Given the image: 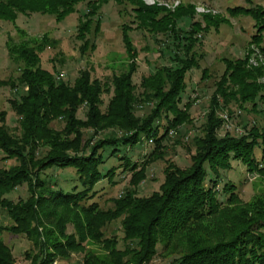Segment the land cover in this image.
I'll list each match as a JSON object with an SVG mask.
<instances>
[{"label":"trees","instance_id":"trees-1","mask_svg":"<svg viewBox=\"0 0 264 264\" xmlns=\"http://www.w3.org/2000/svg\"><path fill=\"white\" fill-rule=\"evenodd\" d=\"M108 1L0 0V20L13 23L17 14L39 13L52 15L58 22L84 2L85 11L77 18L74 35L79 41L78 54L84 55L94 49L100 27L97 12ZM112 1L129 4L134 28L144 29L168 50V64L154 66L137 83L132 82L137 50L127 34V23L120 27L121 69L104 81L92 78L89 68L79 69L71 82L43 69L38 54L47 43L45 36L18 43L7 38L5 42L17 74L0 79V87L8 86L16 95L8 100L16 116V132L4 123L5 112L0 110V162L14 161L0 165V209L10 220V224L0 225V232L23 235L30 242V250L24 251L27 264H51L75 252H82L80 264H147L157 246L163 256L171 257L172 264H264V165L254 155L259 147L263 157L264 125L243 124L239 135L218 134L223 124L219 114L226 109L228 116L230 103L238 109L245 104L254 109L257 102L264 103V84L258 81L264 77V66L248 65L247 54L221 58L223 70L213 81L199 134L190 140L189 164L179 167L164 159L157 189L138 196L135 187L145 178L146 167L163 159L162 140L167 131L192 124L189 108L195 98L181 100L185 75L197 68L202 57L194 48L200 42L198 33L209 24L217 26L223 18L201 14V25L192 19L194 7L188 3L179 2L171 11L140 0ZM227 11L260 20L247 44L264 59V11L258 6H234ZM184 17L190 21L182 30L176 22ZM16 32L23 34L18 28ZM203 77H207L205 69L201 70ZM102 94H108L104 104ZM79 108L84 109L82 118L76 116ZM140 109L145 111L137 114ZM54 121L60 124L58 128L51 127ZM103 131L112 133L99 137ZM140 135L153 146L139 162L116 154L118 146L129 147ZM104 149L119 164L101 172ZM231 161L242 163L260 183L259 192L245 202L238 199L228 181L220 188L224 197L219 198V171L229 169ZM51 167L72 169L80 189L49 186L41 175ZM117 168L129 173L128 187L110 198L109 207L88 202L95 194L94 185L102 179L112 181ZM20 185L26 188L23 199L12 201L4 196ZM115 220L120 225L121 248L114 235L104 236V228ZM66 225L71 232H66ZM89 243L100 251L85 248ZM0 264H14L1 238Z\"/></svg>","mask_w":264,"mask_h":264},{"label":"rangeland","instance_id":"rangeland-1","mask_svg":"<svg viewBox=\"0 0 264 264\" xmlns=\"http://www.w3.org/2000/svg\"><path fill=\"white\" fill-rule=\"evenodd\" d=\"M144 4H155L162 6L167 10H173L179 2L182 4H191L194 7L193 20H198L202 25L201 14H209L213 19L223 18L217 26L209 24L205 30H201L198 34L200 42L194 47L197 53H201L202 57L198 61L197 68H191L185 75V90L181 95V100L186 97L192 98L194 102L189 108V114L192 118V124H182L177 128L170 130L172 134H167L162 140L164 146V155L162 160H155L150 163L145 170V178L136 187L135 192L138 196H147L151 191L157 189L158 184L162 180V167L164 159L171 160L179 167H185L189 164V154L192 152L190 140L193 135L199 134V123L202 121L203 113L206 109L207 99L213 89V81L216 80L223 70L221 58H241L247 54L246 62L250 66H264V61L258 53V50L247 42L251 34L256 30L260 20L254 19L249 14L229 13L227 8L234 6L253 7L258 6L264 11V0H140ZM178 1V3H175ZM166 2L167 5L164 3ZM85 11L84 2H80L75 6V11L66 15L61 21L56 22L54 17L49 14L28 13L17 14L13 23L0 20V79L5 80L8 77L13 78L16 74L15 65L10 62L6 53L5 42L7 38L13 42L25 41L31 38L40 39L45 36L47 43L43 50L38 54L40 66L52 72L54 75L62 74V80L71 82L77 71L82 68H89L92 78L104 81L109 78L111 73L120 71V63L122 61L123 46L121 42L120 27L121 24H129L127 32L131 39L132 45L137 50L136 64L137 68L132 75V82L137 83L139 77L146 75L152 68L159 64H168V50L163 44H159L153 40L152 35L144 29L134 28L132 12L129 4H116L109 0L103 4L98 10L100 20L99 32L94 39V49L86 51L84 55H79L77 46L79 41L75 39V26L77 18ZM190 18L184 17L178 19L176 26L182 30L186 29ZM23 30V34L19 36L16 29ZM264 34V30L262 31ZM160 40L162 36L158 35ZM171 39V38H169ZM168 39V41H169ZM167 41L168 49H172ZM165 44V45H166ZM163 48V49H162ZM158 50H162V55L158 56ZM205 69L207 77L201 78V70ZM264 84V77L258 79ZM20 92V89H18ZM8 86L0 87V110L5 112L4 123L7 127L14 131L16 127V116L9 107L8 100L15 97ZM108 94H102L103 104L106 102ZM229 115H226V109L219 115L227 117L222 118L223 124L218 131L222 135L225 131L232 135H239L242 132L243 124L254 123L258 127L264 125V103L257 102L254 109H250L245 104L242 109H238L233 103L228 105ZM83 108H79L76 116L83 117ZM140 109L137 114L144 112ZM51 127L58 128V122H51ZM112 131H103L98 136L110 135ZM117 134V133H116ZM153 144L146 140L143 135L139 136V140L127 147L118 146L116 154H125L130 161L139 162L142 157L147 154ZM254 155L257 160L262 159L264 165V154L261 156V150L256 147ZM103 163L99 166V170L104 172L109 167H118L119 161L115 156L109 154L108 149L102 151ZM14 163L13 160H5L0 165H8ZM112 181L107 182L102 179L94 185L95 194L89 201H95L99 207L106 208L110 206V198L116 197L125 188L128 187L127 181L129 173L120 172V168L115 169ZM54 188L60 187L63 190L70 191L72 185L77 186L76 176L70 168L59 169L51 167L42 172V175ZM220 180L216 185L219 198H223L224 194L220 192V188L224 182L228 181L234 185V193L241 202L247 201L253 194L259 192L260 183L256 174L246 171L244 165L239 161H231V167L227 170L219 171ZM77 189H80L77 186ZM25 185L16 187L11 192L5 194L8 199L15 201L23 199L26 196ZM10 220L5 212L0 209V225H8ZM71 226L66 225V232H71ZM114 235L117 239V247L121 248L120 241L121 230L119 221L115 220L104 228V236ZM0 238L6 244L12 254L14 264H27L28 259L24 257V251L31 248L30 242L23 235H12L1 231ZM85 248L94 252H99L100 248L94 244H86ZM82 252L72 253L67 259H54L51 264H80ZM171 257H165L157 246V253L147 264H172Z\"/></svg>","mask_w":264,"mask_h":264},{"label":"built area","instance_id":"built-area-1","mask_svg":"<svg viewBox=\"0 0 264 264\" xmlns=\"http://www.w3.org/2000/svg\"><path fill=\"white\" fill-rule=\"evenodd\" d=\"M164 3V2H163ZM175 3H178V1H176ZM165 5H167L166 4V2L164 3ZM262 58V57H261ZM263 59V58H262ZM263 61H264V59H263ZM57 77H62V74H58L57 75ZM223 118H225L226 116L225 115H221ZM173 133V131L172 130H168V134H172ZM149 141V140H148Z\"/></svg>","mask_w":264,"mask_h":264}]
</instances>
